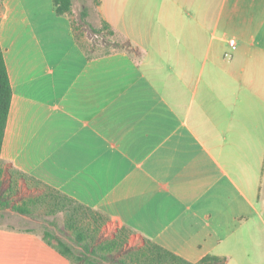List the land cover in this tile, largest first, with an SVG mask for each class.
<instances>
[{
    "label": "crops",
    "instance_id": "obj_1",
    "mask_svg": "<svg viewBox=\"0 0 264 264\" xmlns=\"http://www.w3.org/2000/svg\"><path fill=\"white\" fill-rule=\"evenodd\" d=\"M83 10L128 46L87 57L73 26ZM72 11L0 0L13 89L3 165L132 229L139 247L264 264V0H73ZM0 264L73 263L43 234L0 224Z\"/></svg>",
    "mask_w": 264,
    "mask_h": 264
},
{
    "label": "trees",
    "instance_id": "obj_2",
    "mask_svg": "<svg viewBox=\"0 0 264 264\" xmlns=\"http://www.w3.org/2000/svg\"><path fill=\"white\" fill-rule=\"evenodd\" d=\"M54 8L58 15L72 14L73 0H54ZM87 12H81V18L86 20ZM74 30L75 20H73ZM103 29H108L111 36L115 35L109 23L103 21ZM101 32V29H95ZM75 36L83 47L87 57L94 58L109 54L112 49L97 53L82 43L77 32ZM119 48L124 45H118ZM118 49V48H115ZM13 89L4 52L0 46V215L1 210L10 207L20 214H32L36 208L44 207L48 214H64L65 227L73 234L75 242L80 246L75 249L66 240L56 236L49 230L43 234L47 243L59 253L68 258L73 264H107L108 254L120 252L124 255L123 263L127 264H226V259L208 254L198 262L189 261L176 253L164 248L149 238H144V244L138 248H126L134 231L128 227L119 228L114 237L101 240L100 234L107 225L109 218L102 212L89 207L59 189L29 176L17 168L7 169L2 162V148L7 120L10 113ZM6 177L8 185L6 186ZM29 188L39 190V194L21 201H15L21 183ZM29 230V229H28ZM30 231V230H29ZM56 240V243L53 242Z\"/></svg>",
    "mask_w": 264,
    "mask_h": 264
},
{
    "label": "rangeland",
    "instance_id": "obj_3",
    "mask_svg": "<svg viewBox=\"0 0 264 264\" xmlns=\"http://www.w3.org/2000/svg\"><path fill=\"white\" fill-rule=\"evenodd\" d=\"M92 19L83 20L81 18V12H76L74 16L76 32L82 43L91 47L94 52L100 53L106 49L119 48L118 45H124L127 47L128 44L124 41L118 40L117 35L111 36L108 29H103V21L97 18V13L94 11L90 15ZM142 20L146 19L144 15ZM95 29H101V32H96ZM112 28V27H111ZM119 38V37H118ZM8 185V178L6 177V186ZM39 190L35 188H29L24 182H22L20 188L18 189V194L15 196V201H21L30 196L39 194ZM2 215H0V224L8 225L12 227L25 228L29 230H34L41 234H44L46 230H49L56 236L66 240L75 249H79L80 246L75 242L73 234L65 227L64 214H48L44 207L36 208L32 214H20L10 207L1 210ZM116 233L115 226H105L100 234L101 240H107L114 237ZM56 243V240L53 239ZM138 248L139 246L135 243L127 244L126 248ZM108 259H104L107 264H125L123 253L114 252L113 254H108ZM129 263V261H128ZM127 263V264H128ZM138 264V263H134Z\"/></svg>",
    "mask_w": 264,
    "mask_h": 264
},
{
    "label": "built area",
    "instance_id": "obj_4",
    "mask_svg": "<svg viewBox=\"0 0 264 264\" xmlns=\"http://www.w3.org/2000/svg\"><path fill=\"white\" fill-rule=\"evenodd\" d=\"M230 50L225 53V56L230 58L232 51H234L237 48V41L235 39L229 40Z\"/></svg>",
    "mask_w": 264,
    "mask_h": 264
}]
</instances>
